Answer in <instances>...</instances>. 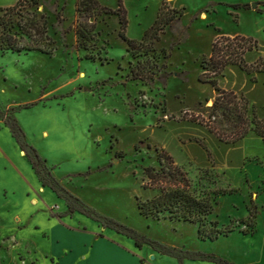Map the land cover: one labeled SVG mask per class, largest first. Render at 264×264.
Wrapping results in <instances>:
<instances>
[{
    "label": "rangeland",
    "instance_id": "374dc122",
    "mask_svg": "<svg viewBox=\"0 0 264 264\" xmlns=\"http://www.w3.org/2000/svg\"><path fill=\"white\" fill-rule=\"evenodd\" d=\"M18 1L0 0V18ZM99 1L115 11L120 0ZM39 2L37 18L47 22L52 45L39 43L43 52L0 51V264H86L83 255L91 250L89 234L70 231L55 218L67 212L66 200L40 181L27 154L31 148L44 172L99 215L172 248L213 253L231 264H264V139L250 133L228 145L204 126L171 118L199 102L213 105L217 92L199 76L201 60L219 37L257 41L245 55L248 64L264 57V0H122L131 40H142L163 2L184 14L152 45L155 52L137 58L119 38L117 14L82 19L77 0ZM81 30L90 32L89 40ZM32 33L40 39V32ZM147 58L170 76L148 84L133 80L132 67ZM219 82L244 94L264 119V73L248 75L232 66ZM4 115L18 122L21 143ZM141 141L152 150H135ZM156 147L189 173L197 189L217 195L209 220L232 229L227 237L201 241L197 225L140 214L138 197L155 195L143 189V178L146 167L159 166ZM65 222L105 228L80 212L65 215ZM248 223L254 233L245 235Z\"/></svg>",
    "mask_w": 264,
    "mask_h": 264
},
{
    "label": "trees",
    "instance_id": "16d2710c",
    "mask_svg": "<svg viewBox=\"0 0 264 264\" xmlns=\"http://www.w3.org/2000/svg\"><path fill=\"white\" fill-rule=\"evenodd\" d=\"M39 3V0H19L15 6L5 9V13L0 18V51L7 53L41 50L38 47L41 42L52 45L48 35L47 22L43 20L44 17L40 20L37 18L39 17L37 13ZM233 7L248 9V5ZM76 11L82 19L89 18L90 20L102 14H117L121 25L119 38L127 44V51L135 58L148 56L151 52H155L152 45L160 41L161 35L168 27L180 23L184 16L183 12L171 9L166 2H163L155 24L146 31L141 41H137L131 40L127 36V11L122 0L119 1L118 9L115 11L103 6L99 0H77ZM33 30L40 32V39L34 37ZM89 33V31L81 30L79 35L82 39L89 40ZM257 46V41L243 36L219 37L213 44L210 55L201 60L202 73L199 76L201 83L210 84L217 92L213 105L205 108V104L199 102L195 110L182 112V116L178 118L173 116L172 120L204 126L221 142L228 145L241 142L250 133H255L264 139V119L260 118L257 108L251 105L250 100L244 94L225 90L220 87L219 82L220 77L224 76L232 66L239 67L248 75L264 73V57H260L255 64H248L245 60V55L252 52ZM163 52L166 50L164 49ZM170 56L171 54H168L166 58ZM153 58L155 59L156 56L154 55ZM153 65L156 64L149 58L145 61L140 60L136 67H132L131 78L148 84L155 80L163 82L170 76L169 73L162 72ZM252 79L257 82L256 77ZM206 102L209 103L210 99H207ZM4 119L11 127L14 137L21 143L25 137L18 122L5 115ZM152 148V145L145 141L135 145L137 151L152 150ZM155 149L158 153L159 166L146 167L143 178V189L154 192L155 195L146 200L138 197L140 214L155 220L168 219L197 225L201 241L215 242L222 236L227 237L233 231L232 229L219 228L217 221L209 220L218 204L217 195L213 196L211 192L197 189L193 185L189 173L179 166L169 153L157 147ZM28 152L26 153L29 155L40 181L44 186L52 188L60 198L66 200L68 206L66 215L80 212L102 223L105 228L134 240L138 248L141 249L148 245L160 254L178 259L180 263L188 259L208 261L213 264H231L213 253L191 252L163 245L124 223L111 217L99 215L83 200L65 190L50 172H44L40 168L41 162L34 149L31 148ZM220 194L226 193L223 191ZM250 217L254 220L257 217L256 211H253ZM247 226L248 229L243 230L244 234L254 233V224L248 223Z\"/></svg>",
    "mask_w": 264,
    "mask_h": 264
},
{
    "label": "crops",
    "instance_id": "0c3cea01",
    "mask_svg": "<svg viewBox=\"0 0 264 264\" xmlns=\"http://www.w3.org/2000/svg\"><path fill=\"white\" fill-rule=\"evenodd\" d=\"M65 215L55 218L70 231L85 232L90 235L91 250L88 251V254L83 255L86 264H140L142 260H147L150 264H213L208 261L188 259L180 263L178 259L160 254L150 246H143L140 249L132 239L111 229H96L87 226L82 228L75 227L65 222ZM101 244L103 248L98 247Z\"/></svg>",
    "mask_w": 264,
    "mask_h": 264
},
{
    "label": "built area",
    "instance_id": "2783aa9c",
    "mask_svg": "<svg viewBox=\"0 0 264 264\" xmlns=\"http://www.w3.org/2000/svg\"><path fill=\"white\" fill-rule=\"evenodd\" d=\"M140 264H150L147 260H142Z\"/></svg>",
    "mask_w": 264,
    "mask_h": 264
}]
</instances>
